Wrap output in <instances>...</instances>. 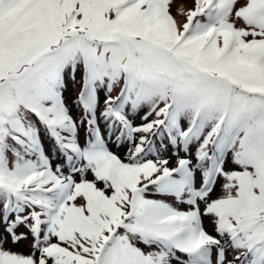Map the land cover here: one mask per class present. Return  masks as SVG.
<instances>
[{"label": "snow or ice", "instance_id": "snow-or-ice-1", "mask_svg": "<svg viewBox=\"0 0 264 264\" xmlns=\"http://www.w3.org/2000/svg\"><path fill=\"white\" fill-rule=\"evenodd\" d=\"M0 264H264V0H0Z\"/></svg>", "mask_w": 264, "mask_h": 264}, {"label": "trees", "instance_id": "trees-1", "mask_svg": "<svg viewBox=\"0 0 264 264\" xmlns=\"http://www.w3.org/2000/svg\"><path fill=\"white\" fill-rule=\"evenodd\" d=\"M73 95H74V92L71 89L69 90V92L66 93V96H68L69 98H71ZM137 123H139V119L138 118H137ZM125 147H122L120 149H116V148L113 147V151H116L117 154L123 156V153L125 151ZM165 155L166 156H171V149H169V152L165 153ZM181 155H183V153H181ZM172 159L174 160L175 157H172ZM54 163H55V161H54ZM21 249L22 250H26L23 245H21Z\"/></svg>", "mask_w": 264, "mask_h": 264}]
</instances>
